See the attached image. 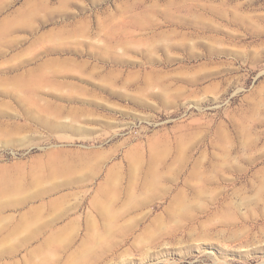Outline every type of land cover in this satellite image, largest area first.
<instances>
[{"label":"rangeland","instance_id":"1","mask_svg":"<svg viewBox=\"0 0 264 264\" xmlns=\"http://www.w3.org/2000/svg\"><path fill=\"white\" fill-rule=\"evenodd\" d=\"M0 264H264V0H0Z\"/></svg>","mask_w":264,"mask_h":264}]
</instances>
